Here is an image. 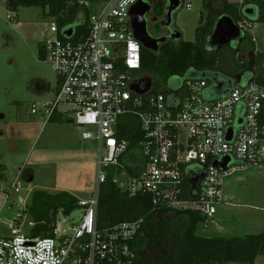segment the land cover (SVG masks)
Here are the masks:
<instances>
[{
  "label": "built area",
  "instance_id": "2783aa9c",
  "mask_svg": "<svg viewBox=\"0 0 264 264\" xmlns=\"http://www.w3.org/2000/svg\"><path fill=\"white\" fill-rule=\"evenodd\" d=\"M140 1H79L75 26L60 28L53 19L41 44L57 81L53 99L42 104L40 113L46 123L55 114H72V122L83 129L82 139L98 148L97 184L89 200H79L81 214L70 216H74L71 224L67 216L59 215L53 237L22 236L19 226L27 198L20 200L23 208L8 221L11 236L0 237V264H133L137 259L133 243L143 220L97 227L101 187L111 173L112 183L130 197L150 196L154 211L198 213L205 218L201 226L207 228L218 208L228 205L226 179L264 165L263 85H237L216 100L205 99V80L188 79L177 92L166 93L156 90L152 78L148 94L131 90L133 82L148 76L142 68L144 47L131 24L132 10ZM181 6L192 8L184 0ZM70 29L72 35L67 37ZM240 107L242 123L236 125ZM32 114H38L36 107ZM128 116L140 121L143 133L138 176L120 161L131 147L130 140L119 138L122 118ZM226 158L231 160L223 171L216 163ZM198 169L204 177L194 189L186 177L201 176ZM186 182L192 188L190 199ZM13 188L21 193L17 184L7 196Z\"/></svg>",
  "mask_w": 264,
  "mask_h": 264
},
{
  "label": "rangeland",
  "instance_id": "374dc122",
  "mask_svg": "<svg viewBox=\"0 0 264 264\" xmlns=\"http://www.w3.org/2000/svg\"><path fill=\"white\" fill-rule=\"evenodd\" d=\"M240 1L226 0L236 7L241 6ZM184 3H191L192 8L180 6L174 14L176 23L181 41L194 42L201 16L214 10L220 17L224 2L184 0ZM6 4L7 0H0L1 238L11 236L12 224L8 221L18 208H23V198H27V205L21 212L19 227L22 236L30 234L34 222L26 210L35 191L68 192L78 200H89L97 184L99 155L95 143L82 139L83 129L72 122V114H62L60 119L46 123L40 113L42 104L53 99L57 81L50 63L39 57V46L49 36L53 19H44L37 8H20L14 13ZM239 25L247 31L245 41L237 50L239 60L250 63L257 76H264V24L249 26L240 22ZM150 29L153 30V24ZM154 80L157 91L168 89L167 82L158 75ZM39 81L49 87L45 94L37 92L40 88L36 87V82ZM34 107L38 114H32ZM27 170L34 172L31 182L22 176ZM17 184L22 187L21 193L13 188L7 196ZM224 193L228 205L218 208L215 220L210 221L207 228L200 226V236L232 237L264 231V165L227 178ZM80 214L77 211L74 216ZM73 217H66L67 224L72 223ZM143 256L153 259L156 253L146 252ZM255 264H264L263 254Z\"/></svg>",
  "mask_w": 264,
  "mask_h": 264
},
{
  "label": "trees",
  "instance_id": "16d2710c",
  "mask_svg": "<svg viewBox=\"0 0 264 264\" xmlns=\"http://www.w3.org/2000/svg\"><path fill=\"white\" fill-rule=\"evenodd\" d=\"M79 1L95 0H7L6 8L14 13L20 8L40 9L44 19H56L59 27L63 28L76 25ZM222 1L224 2L222 15H229L237 24L240 22L249 26L264 24V0H244L239 7L227 3L226 0ZM250 10H253V13ZM218 19L212 10L202 15L195 30L194 42L180 41L178 45L173 43L163 45L156 53L143 48V71L153 79L158 75L167 84L174 81L181 85L188 79L205 80L214 100L227 96L237 85L245 86L256 82L264 86V76H257L250 63L240 61L237 50L223 48L217 51L210 48L209 37ZM78 29L84 30L83 27ZM243 35L247 37L245 29ZM39 57L45 60L42 44L39 46ZM40 82L44 84L43 81ZM222 82H232L233 85L225 86L220 91L217 85ZM56 119H60L59 114H55L51 121ZM121 122L119 138L130 140L131 147L120 161L125 164L132 176H138L142 170L138 165L139 142L143 137L140 121L128 116L122 118ZM238 122L239 119L236 120V125H239ZM261 123L264 124V104ZM197 172L202 174L203 170L198 169ZM111 177L112 173L101 187L97 227L102 230L124 222L143 220L133 243V249L137 254L133 264H255L259 256L264 255V231L244 236L202 237L199 235V228L205 222V218L200 214L167 209L154 211L150 196L130 197L112 183ZM187 182L186 198L190 199L192 188ZM78 203L79 200L68 192L55 194L47 191L33 192L26 210L34 222L29 236L53 237L59 215L62 213L67 217L72 216L80 210ZM146 252L156 253V256L153 259L146 258L143 256Z\"/></svg>",
  "mask_w": 264,
  "mask_h": 264
},
{
  "label": "water",
  "instance_id": "95a60500",
  "mask_svg": "<svg viewBox=\"0 0 264 264\" xmlns=\"http://www.w3.org/2000/svg\"><path fill=\"white\" fill-rule=\"evenodd\" d=\"M168 2V13L164 17L162 22L163 26H167L171 23L173 15L181 6V0H166ZM151 11V5L147 0H141L138 5H136L131 13V24L134 31L136 39L142 44V46L152 52H158L160 50V45L166 43L165 37H154L148 31V22L147 15ZM253 13V10H250ZM73 30L70 29L65 32L67 37L72 35ZM172 39L179 40L181 39V33L176 32L172 35ZM245 40L243 35V28L236 23V21L229 15H222L216 21L215 27L209 37V46L211 49L220 50L223 48L231 47L236 45L240 47ZM143 83V85H141ZM131 90L140 96H144L151 92L153 88V79L151 76H145L143 79L133 82L131 84ZM221 98V97H220ZM240 120L238 124H241ZM233 137V128L228 131L227 139L232 140ZM231 158H226L223 163H216L223 171L227 170V166ZM23 178L27 182H31L34 179V172L27 170ZM204 177V173L199 177L188 176L187 180L190 182L194 189L197 186V183Z\"/></svg>",
  "mask_w": 264,
  "mask_h": 264
},
{
  "label": "flooded vegetation",
  "instance_id": "af4514ba",
  "mask_svg": "<svg viewBox=\"0 0 264 264\" xmlns=\"http://www.w3.org/2000/svg\"><path fill=\"white\" fill-rule=\"evenodd\" d=\"M147 2L151 5V11L150 13L146 16L147 17V22H148V31L149 33L155 37L153 34L154 32L156 34H159L157 37H165L166 38V43L160 45V49L163 45L171 44L173 43L174 45H178L181 39L175 40L172 39V35L176 32H180L176 23V18L175 15H173V18L171 20V23L167 26H163L162 22L164 20V17L168 13V2L166 0H147ZM211 11V10H209ZM214 11V10H212ZM151 24H153V30L150 29ZM153 31V33H152ZM232 50H238L240 47L236 45H232L231 47ZM218 51V50H217ZM169 87L172 86V83H168ZM179 84V83H178ZM232 82H222V84L217 85V89L222 91L224 87H232ZM41 82H36V87L40 88ZM172 90V89H171ZM227 90V89H226Z\"/></svg>",
  "mask_w": 264,
  "mask_h": 264
},
{
  "label": "crops",
  "instance_id": "0c3cea01",
  "mask_svg": "<svg viewBox=\"0 0 264 264\" xmlns=\"http://www.w3.org/2000/svg\"><path fill=\"white\" fill-rule=\"evenodd\" d=\"M256 25H257V24H256ZM256 25H255V26H256ZM244 41H245V40H244ZM43 82H44V81H43ZM41 85H44L43 88L40 87V89H38L37 92H39L40 94H45V93L47 92L46 87H47V88H49V87H48L47 83H45V82H44V84H41ZM45 85H46V86H45ZM44 87H45V88H44ZM179 87H180V84L175 83V82L173 81V84H172V86H170L169 89H172V91L177 92V91L179 90ZM208 88H209V86H208L207 89L205 90L204 97H205V99H207V100H214L213 97H212V94H211V92H210V90H209ZM242 114H243V108L240 107V108L238 109V113H237V119H239V121L242 120ZM22 175H23V174H22ZM58 193H59V192H58ZM33 225H34V224H33Z\"/></svg>",
  "mask_w": 264,
  "mask_h": 264
}]
</instances>
